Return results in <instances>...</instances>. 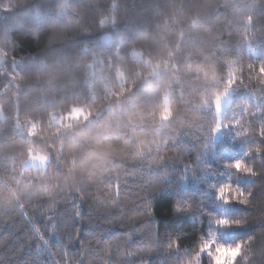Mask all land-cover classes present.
<instances>
[{"label": "trees", "instance_id": "obj_1", "mask_svg": "<svg viewBox=\"0 0 264 264\" xmlns=\"http://www.w3.org/2000/svg\"><path fill=\"white\" fill-rule=\"evenodd\" d=\"M169 52L176 67L150 75ZM0 60V264H189L209 240L249 241L237 264H264V0H0ZM117 63L141 72L121 97ZM93 94L87 121L29 136L45 100L62 115ZM41 148L46 168H23ZM228 183L247 204L216 199Z\"/></svg>", "mask_w": 264, "mask_h": 264}, {"label": "clouds", "instance_id": "obj_2", "mask_svg": "<svg viewBox=\"0 0 264 264\" xmlns=\"http://www.w3.org/2000/svg\"><path fill=\"white\" fill-rule=\"evenodd\" d=\"M116 4L113 3V11H115ZM113 22L114 19H113ZM101 23H105V21H101ZM99 39L105 43H111L113 41V37L111 36H101ZM119 48L120 45H116V59L117 61H121L122 57L119 55ZM136 50L133 49L132 56L135 59L136 58ZM173 53L169 52L167 53V59L161 60H153L151 58H148L144 60V63L146 65L152 66V71L150 72V75H157L160 70H169L170 68H175L176 64L173 62ZM42 64L43 61H40ZM111 64V61L109 62ZM115 78L118 82V86L120 91L116 92L115 95L117 97L123 96L125 93L133 92L137 86V80L136 77L141 75V72L137 70L135 73L131 75V77L128 75V69L124 67L122 63L115 64ZM249 67H252L250 64ZM264 68V66H261V69ZM214 78V77H213ZM235 80L231 79L228 81L229 85L234 83ZM127 85V87L125 86ZM109 97L113 95V88L108 87L106 88ZM228 88L226 87L224 91L222 92H216L214 94V103H215V110L216 114L219 117L220 111H221V102L222 98L227 95ZM98 98L95 94L91 96V100L89 103H76L75 98H71L69 101H60V104H66V107L63 108L62 115L57 109V102L53 100H45L42 107H45L47 109V125H44V123L41 120H29L30 127L28 128V134L31 137H38L41 140H43L46 137H50L54 135L56 132L59 131L58 125H60L61 119H64L69 122V125L74 122H81V121H87L90 117H92L97 109L91 107V104H95L97 102ZM171 113L165 114V116L161 117V119H168L170 118ZM221 127L219 119L217 120V123L215 125V128L213 131H219ZM264 149H261L260 147L256 148L257 152H260ZM42 153L44 152L43 148H41ZM31 155V153H30ZM46 153L40 155L38 158L43 161L46 159ZM247 155V153H245ZM231 168L235 170L237 174L248 176V175H256V171L252 165H250L245 159H237L235 161H232L229 165ZM244 189L240 187L239 185L233 186L231 183L223 184L216 190V199L222 200L224 203H238V204H247L248 200L247 198L241 199V196H244ZM251 193H248L247 196H250ZM217 224H220L222 226H241L243 224V221H241L238 218H228V217H221L216 220ZM249 241H236L234 244L229 243L225 244L222 242H215V241H205L204 243L200 244V251H197L192 260L189 261V264H199L198 258L201 255L202 249H209L212 248V244L215 243V248L212 249L211 258H212V264H237V260L241 257L244 259V261H247L248 257L245 255V245Z\"/></svg>", "mask_w": 264, "mask_h": 264}, {"label": "rangeland", "instance_id": "obj_3", "mask_svg": "<svg viewBox=\"0 0 264 264\" xmlns=\"http://www.w3.org/2000/svg\"><path fill=\"white\" fill-rule=\"evenodd\" d=\"M0 64H2V61L1 60H0ZM229 98H230V93L227 92V95L222 98L221 111H220L219 117L216 114L215 103H214V116L216 118V123H217V120L218 119L220 121V124L222 123L221 122V120H222L221 119L222 118V114H223L224 109L226 108V105H227V103L229 101ZM62 120L63 119H61V121ZM220 133H221V127H220V130L219 131H215V132L213 131V139L214 140H217L220 137ZM30 153H31V155H30ZM30 153H29V155L24 160L21 161V166L23 168L45 169L46 166H47V164H48L49 157L46 155V159H44L43 161H41L38 157L40 155H42L43 153H39V152H30Z\"/></svg>", "mask_w": 264, "mask_h": 264}, {"label": "snow or ice", "instance_id": "obj_4", "mask_svg": "<svg viewBox=\"0 0 264 264\" xmlns=\"http://www.w3.org/2000/svg\"><path fill=\"white\" fill-rule=\"evenodd\" d=\"M261 71H264V68H262ZM205 252H206L209 256H211L212 249L209 248V249H202V250H201V253H202V254L205 253Z\"/></svg>", "mask_w": 264, "mask_h": 264}]
</instances>
